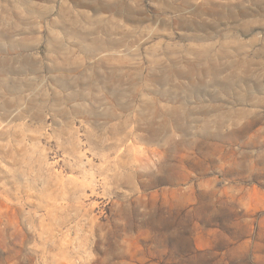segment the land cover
I'll return each instance as SVG.
<instances>
[{
  "label": "rangeland",
  "instance_id": "rangeland-1",
  "mask_svg": "<svg viewBox=\"0 0 264 264\" xmlns=\"http://www.w3.org/2000/svg\"><path fill=\"white\" fill-rule=\"evenodd\" d=\"M0 264H264V0H0Z\"/></svg>",
  "mask_w": 264,
  "mask_h": 264
}]
</instances>
